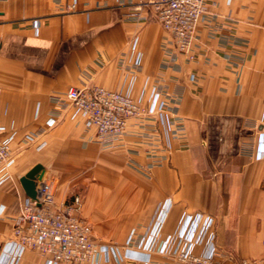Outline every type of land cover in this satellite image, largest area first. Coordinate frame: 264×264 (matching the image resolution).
<instances>
[{
	"label": "crops",
	"instance_id": "1",
	"mask_svg": "<svg viewBox=\"0 0 264 264\" xmlns=\"http://www.w3.org/2000/svg\"><path fill=\"white\" fill-rule=\"evenodd\" d=\"M142 3L0 0V126L16 132L15 164L0 170V264L15 252L14 217L27 198L20 179L37 164L56 177L58 203L83 197L96 242L120 251L107 264H175L128 242L146 239L156 221L165 240L188 213L215 219L220 252L264 257V0H207L192 61ZM90 86L143 105L160 92L170 158L155 163L138 122L103 149L80 112L58 110L68 88ZM43 263L25 252L18 264Z\"/></svg>",
	"mask_w": 264,
	"mask_h": 264
},
{
	"label": "built area",
	"instance_id": "2",
	"mask_svg": "<svg viewBox=\"0 0 264 264\" xmlns=\"http://www.w3.org/2000/svg\"><path fill=\"white\" fill-rule=\"evenodd\" d=\"M206 1L143 0L142 4L150 17L163 27L175 53L192 61L198 25L207 10ZM57 106L58 110L73 108L80 112L85 126L95 130L96 141L103 149L117 148L128 135L130 122L135 121L146 131L139 137L149 142L147 151L154 155L155 163L170 158V148L163 138L169 113L165 103L160 101V92L153 95L148 105H143L128 93L98 86L70 87L57 98ZM54 124L56 120L52 118L48 125ZM42 135V132L29 134L24 141L31 144ZM15 137L16 132L6 134L5 128L0 126V170H8L15 164L12 148ZM256 153L257 158L264 157V137ZM57 185L54 176H45L38 181L36 199L27 197L14 217L11 240L15 252L11 264H18L25 252L43 257V264H107L111 256L119 258L120 251L116 246L96 242L91 223L80 215L83 197L75 195L70 203H58ZM214 226L213 217L188 213L175 235L160 240L162 222L156 221L146 239L134 244L131 238L128 246L135 245L148 252L155 250L175 258L180 264H264V257L236 263L232 253L220 252L214 244ZM200 245L203 250L198 253L196 248Z\"/></svg>",
	"mask_w": 264,
	"mask_h": 264
},
{
	"label": "water",
	"instance_id": "3",
	"mask_svg": "<svg viewBox=\"0 0 264 264\" xmlns=\"http://www.w3.org/2000/svg\"><path fill=\"white\" fill-rule=\"evenodd\" d=\"M45 175V167L42 164L34 166L25 176L20 179V184L27 197L35 200L37 196V184Z\"/></svg>",
	"mask_w": 264,
	"mask_h": 264
},
{
	"label": "rangeland",
	"instance_id": "4",
	"mask_svg": "<svg viewBox=\"0 0 264 264\" xmlns=\"http://www.w3.org/2000/svg\"><path fill=\"white\" fill-rule=\"evenodd\" d=\"M80 215L83 216V215H82V208H81ZM83 217H84V216H83ZM84 218H85V217H84ZM172 260H173V262H174L175 264H180L175 258H172Z\"/></svg>",
	"mask_w": 264,
	"mask_h": 264
},
{
	"label": "trees",
	"instance_id": "5",
	"mask_svg": "<svg viewBox=\"0 0 264 264\" xmlns=\"http://www.w3.org/2000/svg\"><path fill=\"white\" fill-rule=\"evenodd\" d=\"M234 259H235L236 263H239V261H238V260H236V258H235V257H234Z\"/></svg>",
	"mask_w": 264,
	"mask_h": 264
}]
</instances>
